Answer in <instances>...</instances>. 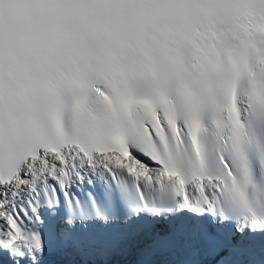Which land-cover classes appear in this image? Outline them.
I'll return each mask as SVG.
<instances>
[{
  "label": "snow or ice",
  "instance_id": "snow-or-ice-1",
  "mask_svg": "<svg viewBox=\"0 0 264 264\" xmlns=\"http://www.w3.org/2000/svg\"><path fill=\"white\" fill-rule=\"evenodd\" d=\"M0 264H264V0H0Z\"/></svg>",
  "mask_w": 264,
  "mask_h": 264
}]
</instances>
